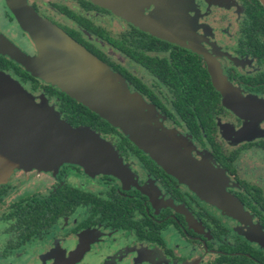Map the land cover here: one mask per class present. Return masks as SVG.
<instances>
[{"label":"flooded vegetation","instance_id":"flooded-vegetation-1","mask_svg":"<svg viewBox=\"0 0 264 264\" xmlns=\"http://www.w3.org/2000/svg\"><path fill=\"white\" fill-rule=\"evenodd\" d=\"M0 1V32L34 56V45ZM26 2L121 76L153 112V125L178 134L181 150L219 173L246 220L217 208L83 106L71 110L78 112L76 125L79 114L87 116L124 173L17 166L7 183L0 182V264H264L260 0H145L139 9L149 19L129 21L91 0H53L46 3L48 13ZM5 72L20 82L12 70ZM217 75L228 92L250 104L249 112L223 102ZM21 83L37 102L43 96L57 109L49 84ZM29 173L42 174V187L6 202Z\"/></svg>","mask_w":264,"mask_h":264},{"label":"water","instance_id":"water-1","mask_svg":"<svg viewBox=\"0 0 264 264\" xmlns=\"http://www.w3.org/2000/svg\"><path fill=\"white\" fill-rule=\"evenodd\" d=\"M128 21L145 17V0H91ZM264 6V0H260ZM36 54L21 51L0 32V55L20 65L32 77L54 86L82 104L147 153L166 171L189 184L217 208L246 220L242 206L225 191L219 173L208 170L180 149L174 133L153 125L154 117L141 96L62 30L40 18L26 0H4ZM150 22L155 23L150 19ZM223 102L249 112L250 104L228 92L222 76L213 78ZM40 101L9 75L0 72V155L24 171H51L76 165L88 175L124 173L112 146L88 128H73L41 96ZM20 100V105H19ZM18 104V105H17ZM249 105V107H248Z\"/></svg>","mask_w":264,"mask_h":264},{"label":"trees","instance_id":"trees-1","mask_svg":"<svg viewBox=\"0 0 264 264\" xmlns=\"http://www.w3.org/2000/svg\"><path fill=\"white\" fill-rule=\"evenodd\" d=\"M9 16L13 20V17L10 14H9ZM0 63L2 64V68H0V72L9 75L12 79L17 81L22 86V88L24 90H26V88L21 83L22 81L33 86V87H38V86L43 84L39 79L32 77L22 67H20L16 63H13L11 60H9L5 56L0 55ZM7 69L12 70L14 72V74H16L17 77L20 78V82L17 79L13 78L10 74L5 72V70H7ZM47 89L50 93L55 94V97L58 98V101H56L57 109L54 108L53 105H52V107L58 113L61 120H64L66 123H68L73 128H88L100 136V133L97 132L96 129L93 127L94 125L91 126L90 123H86V121H84L87 118V116H85V115L79 114V116H80L79 117V120H80L79 124L80 125H76V123H77L76 118L78 116L77 115L78 112L76 111L77 113H74V112H71V110L73 111V109L74 110L81 109V108H84L85 106L83 107L82 104L77 103L73 99H70L68 96H66L64 93L59 91L57 88H53L52 86L47 85ZM84 110H85V113H87V115L93 114L90 111H88L87 109H84ZM88 122H90V121H88Z\"/></svg>","mask_w":264,"mask_h":264},{"label":"rangeland","instance_id":"rangeland-1","mask_svg":"<svg viewBox=\"0 0 264 264\" xmlns=\"http://www.w3.org/2000/svg\"><path fill=\"white\" fill-rule=\"evenodd\" d=\"M33 1L41 9V11L46 12L47 11L46 10L47 8L45 7L46 3L53 1V0H33ZM0 6H2L1 1H0ZM39 17L42 18L41 16ZM18 103L20 105V100ZM167 131L172 132L170 130H167ZM172 133H174V135H176L178 138L177 133L175 132H172ZM16 167L17 166H12L7 160L0 157V182L7 183V180H6L7 176L9 177L10 172H12ZM6 169L8 170V172L5 171ZM54 170H57V169H54ZM41 178H42V174H36V173L26 174V178L19 184V190H16L15 188L11 189L8 195L4 197V200L6 202H10V201H13L21 197L23 194L32 193L34 190L38 189L39 187H42V185L40 184V181H43V180H41Z\"/></svg>","mask_w":264,"mask_h":264}]
</instances>
